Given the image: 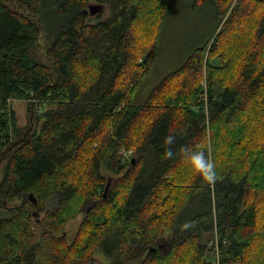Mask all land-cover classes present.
Returning <instances> with one entry per match:
<instances>
[{
    "label": "trees",
    "instance_id": "1",
    "mask_svg": "<svg viewBox=\"0 0 264 264\" xmlns=\"http://www.w3.org/2000/svg\"><path fill=\"white\" fill-rule=\"evenodd\" d=\"M174 3L0 0V264H264V0H189L212 30L141 98Z\"/></svg>",
    "mask_w": 264,
    "mask_h": 264
},
{
    "label": "rangeland",
    "instance_id": "2",
    "mask_svg": "<svg viewBox=\"0 0 264 264\" xmlns=\"http://www.w3.org/2000/svg\"><path fill=\"white\" fill-rule=\"evenodd\" d=\"M188 1L189 0H175V3L171 5L168 11L170 13L162 24L160 39L158 46H156L152 67L141 84L140 91H142L139 93L141 98L146 97L149 90L164 74L177 68L180 62H182L183 56H186L196 44H201L212 30L214 15L210 5L204 4L195 10H190ZM99 13L103 17L107 16V6L102 5V10L98 11L96 14ZM139 39L144 40L143 35H141ZM222 43L223 45H227L226 42ZM235 44H237L236 41L233 45ZM9 104L15 111L18 125L23 127L28 124L26 101L12 98L9 100ZM249 114L251 115V113H248L245 114V116ZM262 157H264L263 154ZM1 162L0 160V176L2 169ZM106 176L108 177V174H106ZM86 207H88V205H86ZM79 222L80 217L78 216L66 224L64 230L67 237H72L74 235ZM212 243L217 244V237ZM94 264H111V261L101 252H96L94 254Z\"/></svg>",
    "mask_w": 264,
    "mask_h": 264
},
{
    "label": "clouds",
    "instance_id": "3",
    "mask_svg": "<svg viewBox=\"0 0 264 264\" xmlns=\"http://www.w3.org/2000/svg\"><path fill=\"white\" fill-rule=\"evenodd\" d=\"M177 141L176 135H168L165 137L164 143L168 145L164 156L168 159H172L176 153L173 150V145ZM183 160L184 162L194 169L195 173L198 174L203 181L208 184H214L218 179L219 175L215 162L203 151L194 150L191 146H182ZM184 229L193 227L192 222H186L183 225Z\"/></svg>",
    "mask_w": 264,
    "mask_h": 264
},
{
    "label": "water",
    "instance_id": "4",
    "mask_svg": "<svg viewBox=\"0 0 264 264\" xmlns=\"http://www.w3.org/2000/svg\"><path fill=\"white\" fill-rule=\"evenodd\" d=\"M101 10H102V6L99 4H92V5H89V7H88V11L90 12L91 15H94L98 11H101ZM107 187H108V185H107Z\"/></svg>",
    "mask_w": 264,
    "mask_h": 264
},
{
    "label": "built area",
    "instance_id": "5",
    "mask_svg": "<svg viewBox=\"0 0 264 264\" xmlns=\"http://www.w3.org/2000/svg\"><path fill=\"white\" fill-rule=\"evenodd\" d=\"M130 153H131V151L130 150H126L125 152H124V154L125 155H130ZM218 249H217V245H216V251H217ZM213 260V262H215V263H217L218 262V256H217V254L215 255V257L212 259Z\"/></svg>",
    "mask_w": 264,
    "mask_h": 264
}]
</instances>
